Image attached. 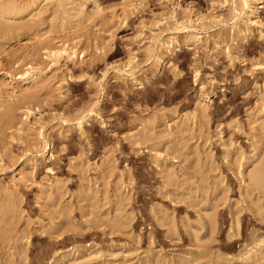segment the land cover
Returning <instances> with one entry per match:
<instances>
[{"label": "rangeland", "instance_id": "rangeland-1", "mask_svg": "<svg viewBox=\"0 0 264 264\" xmlns=\"http://www.w3.org/2000/svg\"><path fill=\"white\" fill-rule=\"evenodd\" d=\"M10 2L0 264H264V0Z\"/></svg>", "mask_w": 264, "mask_h": 264}, {"label": "bare ground", "instance_id": "bare-ground-1", "mask_svg": "<svg viewBox=\"0 0 264 264\" xmlns=\"http://www.w3.org/2000/svg\"><path fill=\"white\" fill-rule=\"evenodd\" d=\"M10 1H9V3L5 2V3H1L0 4V35L3 32L6 33L5 29H7V28H12V27L14 28L15 24L13 25V23L17 22L18 19L21 17V12L19 11V7H17L15 5V3L10 2ZM39 1H40V3H44V4H49V3L53 4V3H55V4L59 5V6H62L63 2H64V0H39ZM258 2H259V0H235V2L232 3V6L234 7L233 10L235 12V17L237 18V21H239L238 19L240 17H244L246 15L247 19H248V22L251 25H257V26L260 25V26H262L261 22L259 20H256L258 18V16H257V6H256ZM35 16H37V15H35ZM254 18H256V19L254 20ZM237 21H236V23H237ZM235 24H234V26H235ZM186 29H187L186 27H183L182 30H186ZM9 31H11V30L9 29ZM261 32H263V31H261ZM76 47H77V45H76ZM76 47H75V45L73 46V45L65 43V44H63L61 46H58V47L56 46V47H52L50 49H45V50L47 52V58L51 60L53 65H56V64L59 63V61L62 58L63 59L64 58H68V59L76 58V56H77ZM157 62H161V59L158 58ZM38 73H41V71L33 68L32 66H29L26 69H24L22 74H20V75L17 74L21 81L20 82L14 81L13 83H11V85H10V90L11 91L9 90L10 91V93H9L10 97L11 98H13V97L15 98L17 96V90L20 89V88H22V89L23 88L24 89H30L32 86H34L37 83L45 80V77H42V76L38 75ZM0 107H1V104H0ZM84 120H85V117L83 115V117H81L80 120H79V127L82 126ZM263 122L261 124V130L264 131V123ZM258 162H259V160H258ZM260 165L261 164H259L258 166H260ZM258 166H255V167H258ZM248 176L250 177V181L254 184V186L255 185L257 186L256 188H260V189L264 190V163L260 167H258V169L254 170L253 172H250V174L248 173Z\"/></svg>", "mask_w": 264, "mask_h": 264}]
</instances>
